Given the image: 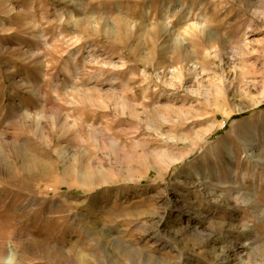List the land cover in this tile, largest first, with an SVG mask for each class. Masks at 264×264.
I'll return each mask as SVG.
<instances>
[{
	"label": "rangeland",
	"instance_id": "obj_1",
	"mask_svg": "<svg viewBox=\"0 0 264 264\" xmlns=\"http://www.w3.org/2000/svg\"><path fill=\"white\" fill-rule=\"evenodd\" d=\"M0 264H264V0H0Z\"/></svg>",
	"mask_w": 264,
	"mask_h": 264
},
{
	"label": "bare ground",
	"instance_id": "obj_2",
	"mask_svg": "<svg viewBox=\"0 0 264 264\" xmlns=\"http://www.w3.org/2000/svg\"><path fill=\"white\" fill-rule=\"evenodd\" d=\"M4 261H8V258L4 259Z\"/></svg>",
	"mask_w": 264,
	"mask_h": 264
}]
</instances>
